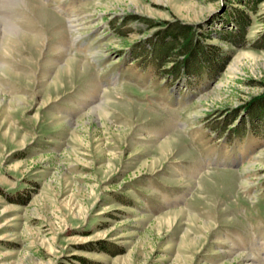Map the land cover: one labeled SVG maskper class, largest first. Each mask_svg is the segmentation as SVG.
Masks as SVG:
<instances>
[{
  "label": "rangeland",
  "instance_id": "1",
  "mask_svg": "<svg viewBox=\"0 0 264 264\" xmlns=\"http://www.w3.org/2000/svg\"><path fill=\"white\" fill-rule=\"evenodd\" d=\"M0 8V264H264V0Z\"/></svg>",
  "mask_w": 264,
  "mask_h": 264
},
{
  "label": "trees",
  "instance_id": "2",
  "mask_svg": "<svg viewBox=\"0 0 264 264\" xmlns=\"http://www.w3.org/2000/svg\"><path fill=\"white\" fill-rule=\"evenodd\" d=\"M250 7H251L250 9L253 10L252 5H250ZM244 18L247 20V15H245ZM241 30H242L241 28L240 29H237V31H236L237 36L234 35L235 38L234 37L233 38H230V39L228 38V40L230 42L239 43L241 41V37H242L240 35V33L241 34L243 33V31L241 32ZM167 31H169L170 38L172 40L168 44L167 43H164L163 44L165 46V50L162 53V55H166V56H169L170 57V54H169L170 51L173 50L174 48H177L178 46H181V48L178 51H176L175 53H179V52L182 51L184 53L185 52L188 53V56H190V55L192 56V53H193L194 54L193 55L194 57L199 54V52H198L199 50L198 51H195V48L197 50V47L198 48H201V45H197V47H195L196 46V43L193 44V40H192V34L193 33L190 32L191 31L190 27H188L186 25L185 26H181V27H178L177 26V27H174V29H173V27H168V29L166 28V29H164V31L160 32V35H162L163 33H166ZM226 33H229V31H226ZM184 39H185V42L183 43ZM193 49H194V51H193ZM179 68L180 67L176 65L174 67V69H171V71H173V73H177L178 70H179Z\"/></svg>",
  "mask_w": 264,
  "mask_h": 264
},
{
  "label": "bare ground",
  "instance_id": "3",
  "mask_svg": "<svg viewBox=\"0 0 264 264\" xmlns=\"http://www.w3.org/2000/svg\"><path fill=\"white\" fill-rule=\"evenodd\" d=\"M0 1H1V2H3L4 0H3V1H2V0H0ZM15 1H16V0H15ZM20 1L24 2V0H20ZM1 4H2V3H1ZM2 6H3V5H2ZM3 8H4V7H3ZM3 8H2V10H3ZM0 9H1V8H0ZM13 27H14V30H16V31H17V29H18V28H17V26H16V25H14ZM17 34H21V32H18V31H17Z\"/></svg>",
  "mask_w": 264,
  "mask_h": 264
}]
</instances>
